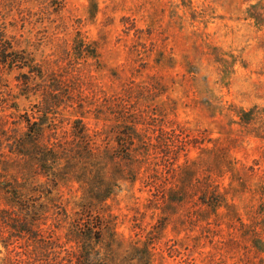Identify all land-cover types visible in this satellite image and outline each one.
<instances>
[{
	"label": "rangeland",
	"instance_id": "rangeland-1",
	"mask_svg": "<svg viewBox=\"0 0 264 264\" xmlns=\"http://www.w3.org/2000/svg\"><path fill=\"white\" fill-rule=\"evenodd\" d=\"M1 31L68 68L78 101L59 109L64 128L81 118L101 150L134 141L101 206L117 237L111 263L142 264L133 247L144 245L150 264H264V0H0ZM23 73L0 66L1 120L17 103L24 122L42 100L48 77L16 98ZM52 230L38 239L64 258ZM23 244L0 243V262L26 264Z\"/></svg>",
	"mask_w": 264,
	"mask_h": 264
},
{
	"label": "trees",
	"instance_id": "trees-1",
	"mask_svg": "<svg viewBox=\"0 0 264 264\" xmlns=\"http://www.w3.org/2000/svg\"><path fill=\"white\" fill-rule=\"evenodd\" d=\"M16 42L0 32V66L9 73L24 71L18 81L25 89L16 98L32 94L30 86L34 82L38 87L45 77L48 80L42 100H37L33 113H26L24 122L19 121L17 103L9 105L15 112L7 115L8 119H0V200L5 205L0 209V219L5 220L6 232L4 235L0 230V243L5 248L11 239H26L22 245L26 264H113L115 250L111 246L117 237L101 206L115 194L117 181L124 178L123 172L120 177L112 172L118 160L132 161L129 147L134 141L115 140L116 146L101 150L81 118L75 119L69 129L64 128L59 109L78 101L74 95L76 83L69 79L68 68L45 67L26 48L18 51ZM71 57L84 59L83 55ZM7 102L0 99V105L7 106ZM84 108L75 112L81 115ZM119 145L126 149L123 157L115 153ZM132 174L136 176L138 170ZM63 188L68 189L66 199ZM48 222L53 232L65 235L70 249L64 258L56 251V243L38 239L37 234ZM107 230L111 231L109 238L105 236ZM108 240L112 244L105 251ZM134 247L140 260L145 259L142 264H150L148 246L139 250ZM22 260H16V264ZM5 262L12 264L11 257ZM0 264H4V258Z\"/></svg>",
	"mask_w": 264,
	"mask_h": 264
}]
</instances>
